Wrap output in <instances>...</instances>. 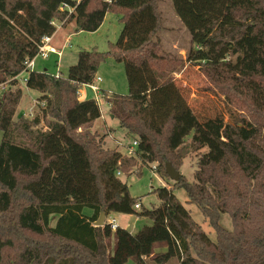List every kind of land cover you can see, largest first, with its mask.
I'll list each match as a JSON object with an SVG mask.
<instances>
[{
    "label": "trees",
    "instance_id": "1",
    "mask_svg": "<svg viewBox=\"0 0 264 264\" xmlns=\"http://www.w3.org/2000/svg\"><path fill=\"white\" fill-rule=\"evenodd\" d=\"M171 1L190 34L186 59L165 53L159 0H0V264H163L173 257L178 264H264V0ZM108 12L122 28L106 51L79 50L65 77L25 69L42 37L54 34L52 21L91 32ZM107 57L124 65L128 92L102 95L110 117L136 141L130 154L103 147L92 130L97 101L78 99ZM185 62L235 111L234 127L213 132L190 106L173 78ZM22 72L26 88L40 93L39 114L15 121ZM189 152L197 153L193 179L180 175L153 189L156 206L144 207L120 178L154 163L170 180L165 162L179 171ZM101 210L151 224L134 234L94 226ZM222 214L232 230L221 225Z\"/></svg>",
    "mask_w": 264,
    "mask_h": 264
},
{
    "label": "rangeland",
    "instance_id": "2",
    "mask_svg": "<svg viewBox=\"0 0 264 264\" xmlns=\"http://www.w3.org/2000/svg\"><path fill=\"white\" fill-rule=\"evenodd\" d=\"M159 12L161 17V29L158 37L163 45L166 54H175L183 59L187 58L190 48V34L175 14L171 0H159ZM122 25L120 24L116 14L108 12L104 22L95 31H75L73 23L62 26L57 29L58 33L55 41L58 42L59 49L62 54L58 56L51 55L47 58L36 56L34 58L35 66L33 71L45 70L52 76L60 74L66 76L67 68L76 63L79 50H91L93 48L98 51H106L109 43H114L120 34ZM64 46H60L61 44ZM61 47V48H60ZM103 71V72H102ZM62 73V74H61ZM27 73L22 72L19 79V86L22 88V97L17 106L14 120H18L20 116L32 118L35 114H39L37 99L39 92L26 88L24 78ZM96 77L101 80L95 81L94 85L98 88L97 103L100 108V117L93 124V131L102 138V144L107 149H117L122 153H132L133 139L125 135L124 128L120 127L118 121L109 116L107 103L102 95L105 92L108 96L116 94H126L128 92L127 81L123 63L116 62L112 57H107L100 63ZM173 78L179 85L186 96L187 102L197 112H199L203 121L207 122L208 128L213 132L225 126L234 127L231 116L235 115V111L227 107L222 96L206 91L204 88L208 85L205 76L200 72L197 65L185 62L182 68L173 72ZM105 121V122H104ZM106 123L113 129L105 128ZM44 123L40 127L45 129ZM2 132L0 131V140ZM197 153L189 152L184 158L179 173L184 175L188 181L193 179V171L196 168ZM155 164L141 167L140 173L137 169H131L130 174L124 175L120 173V178L127 184L129 193L132 197L137 198L144 207L150 208L159 204L157 196L152 190L160 186H169L172 180L162 179L153 169ZM181 204L189 211L193 220L201 227V229L211 238L215 240V233L208 225L207 220L203 217L199 209L189 202L183 189H175L173 191ZM85 214H91L92 210L84 207ZM114 219L116 224L125 226L127 230L137 232L144 225H150L151 220L146 217H139L134 214L110 213L107 215L105 223ZM221 225L232 230V221L228 214H222L220 218ZM114 239L109 240V249L113 247ZM161 247H156L155 252ZM149 262V261H148ZM150 264V263H149ZM163 264H178V258L173 257Z\"/></svg>",
    "mask_w": 264,
    "mask_h": 264
},
{
    "label": "built area",
    "instance_id": "3",
    "mask_svg": "<svg viewBox=\"0 0 264 264\" xmlns=\"http://www.w3.org/2000/svg\"><path fill=\"white\" fill-rule=\"evenodd\" d=\"M65 8L68 10V12H71L73 10V8L67 7L66 5H63L61 7V9H65ZM62 23L63 22L56 23L55 21H52V24L56 27V30L59 29V27L62 26ZM51 36L42 37L40 43L37 46L36 56H41L42 58H47L49 56V54H51V53H55L58 57L61 56V50H58L57 48H55L54 46L51 45V43H50L51 42ZM64 45L65 44H63V46ZM34 58L25 61V69H32ZM59 76H60V74L55 75V77H59ZM24 80H25V78H24ZM98 80H99V77H96L94 82L98 81ZM90 86L96 88L94 84H90ZM4 88H5V85L1 84L0 85V91L4 90ZM135 145H136V141H133V146H135ZM131 151H133V150H131ZM117 174H119V172ZM134 208L138 209V203L134 205ZM106 223L110 224L111 229H115L118 226L115 223L114 219L109 220Z\"/></svg>",
    "mask_w": 264,
    "mask_h": 264
},
{
    "label": "crops",
    "instance_id": "4",
    "mask_svg": "<svg viewBox=\"0 0 264 264\" xmlns=\"http://www.w3.org/2000/svg\"><path fill=\"white\" fill-rule=\"evenodd\" d=\"M107 15V14H106ZM106 15H105V17H106ZM105 17H104V19H105ZM103 22H104V20H103ZM67 26V25H66ZM62 27V26H61ZM57 33H58V31L56 30L55 32H54V34L51 36V45L52 46H54L55 48H57L58 50H60L59 49V45H58V42L57 41H55V37H56V35H57ZM60 46H63V43L60 45ZM61 48V47H60ZM61 54H62V52H61ZM51 55H55V56H57L55 53H51ZM61 57V56H60ZM60 57H59V59H60ZM34 61V60H33ZM77 61V60H76ZM75 64V63H74ZM73 65V64H72ZM33 66H35V63L33 62ZM33 66H32V68H33ZM71 66V65H70ZM69 66V67H70ZM68 67V68H69ZM68 68H67V70H68ZM43 71H45V70H43ZM103 72V71H102ZM62 74V73H61ZM67 74V73H66ZM21 75V74H20ZM20 75L18 76L19 78H20ZM62 76V75H61ZM101 80V78L99 77V81ZM96 87V86H95ZM97 95H98V88L96 87V88H94V87H91L90 85H83L80 89H79V91H78V99L79 100H86V99H94V100H96L97 98ZM97 101V100H96ZM110 116V115H109ZM105 122V121H104ZM105 124V128H107V129H110L111 131H113V129L111 128V127H109L106 123H104ZM92 213V212H91ZM88 215H91V214H88ZM106 218H107V216L105 217V220H106ZM118 226H120V227H122V228H124V229H126V227L125 226H121L120 224H117ZM127 230V229H126ZM127 231H129V230H127ZM130 233H132V234H134V233H136V232H132V231H129Z\"/></svg>",
    "mask_w": 264,
    "mask_h": 264
},
{
    "label": "water",
    "instance_id": "5",
    "mask_svg": "<svg viewBox=\"0 0 264 264\" xmlns=\"http://www.w3.org/2000/svg\"><path fill=\"white\" fill-rule=\"evenodd\" d=\"M165 172H166L167 176L169 177V179L174 181V182L178 181V179L180 178V175H181L177 170H175L172 167V165L168 161L165 162ZM105 217H106L105 213L101 210L97 220H95L93 222V225L94 226H103L105 224Z\"/></svg>",
    "mask_w": 264,
    "mask_h": 264
}]
</instances>
